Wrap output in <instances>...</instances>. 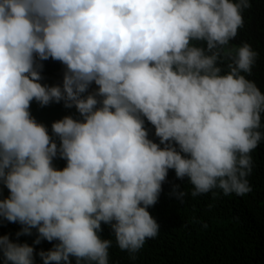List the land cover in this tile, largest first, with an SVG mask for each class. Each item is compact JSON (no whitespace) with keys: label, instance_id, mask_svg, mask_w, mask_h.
Returning <instances> with one entry per match:
<instances>
[{"label":"clouds","instance_id":"1","mask_svg":"<svg viewBox=\"0 0 264 264\" xmlns=\"http://www.w3.org/2000/svg\"><path fill=\"white\" fill-rule=\"evenodd\" d=\"M252 0H0V222L36 235L43 264L135 260L160 225L148 209L169 170V195L251 191L264 142L259 53L235 40ZM62 80L42 84L44 61ZM95 85V87H93ZM63 104L48 127L31 113ZM158 143L149 138L150 129ZM65 161L58 169L54 161ZM211 207V205H210ZM107 225L112 239H102ZM3 264H35L34 248L0 235Z\"/></svg>","mask_w":264,"mask_h":264},{"label":"trees","instance_id":"2","mask_svg":"<svg viewBox=\"0 0 264 264\" xmlns=\"http://www.w3.org/2000/svg\"><path fill=\"white\" fill-rule=\"evenodd\" d=\"M243 17L244 27L231 43L248 42L259 53L253 75L248 78L264 93V0H252V7ZM43 64L41 83L50 86L60 83L63 66L51 59ZM145 125L150 129L149 138L158 143L152 126L147 121ZM252 157L253 170L248 177L251 191L242 197L218 194L214 199L211 193L195 198L188 195L182 204L169 195L171 186L179 184L189 193L191 186L186 179L177 180L174 171L169 170L158 202L148 209L160 225L159 235L146 241L134 261L113 246L110 264H264V142L253 151ZM7 196L8 190L3 188L0 199ZM20 228L19 224L2 221L0 235L33 246L37 264H43L36 253L51 249L56 242L34 245L35 229L32 236L17 238L15 234ZM102 228L101 238L112 239L110 228L103 224Z\"/></svg>","mask_w":264,"mask_h":264},{"label":"rangeland","instance_id":"3","mask_svg":"<svg viewBox=\"0 0 264 264\" xmlns=\"http://www.w3.org/2000/svg\"><path fill=\"white\" fill-rule=\"evenodd\" d=\"M231 43V42H230ZM48 84L49 83H45ZM31 113L33 117L37 120L39 123H43L46 127L49 129V133L51 134V124L52 122L62 119L66 115H72L74 118L78 116L75 109H65L63 107V104H51L47 107L41 108L33 102L31 104ZM64 163H66L63 160L57 159L54 161V165L58 169H62L64 167ZM35 264H37V261L34 257ZM0 264H3V260L0 259Z\"/></svg>","mask_w":264,"mask_h":264}]
</instances>
